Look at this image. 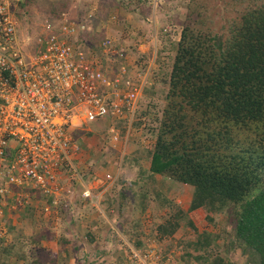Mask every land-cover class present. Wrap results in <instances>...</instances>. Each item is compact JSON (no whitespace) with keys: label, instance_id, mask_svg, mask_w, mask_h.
Listing matches in <instances>:
<instances>
[{"label":"rangeland","instance_id":"374dc122","mask_svg":"<svg viewBox=\"0 0 264 264\" xmlns=\"http://www.w3.org/2000/svg\"><path fill=\"white\" fill-rule=\"evenodd\" d=\"M102 1L22 0L16 4L19 22L17 33L22 38H34L44 32L47 21L56 27L67 20L82 18L88 11L97 15L101 9L97 16L103 20L108 18L109 11L118 14L120 24L108 21L105 22L106 26H101L99 20L94 21L96 29L89 33L94 38L87 34L84 43L99 44L104 36H114V44L124 56H104L106 65L113 71L125 66L128 74H134L138 69L143 71L146 66L152 64L151 74L155 72V77L161 78L156 81L155 77H150V87L144 90L140 101L139 112L146 115L144 119L147 124H142L136 129V117L129 130L126 123L117 121L116 134L110 132L112 120L108 117L76 125L75 133L82 135L78 140L82 147L81 162H77L80 171L90 175L89 184L94 193H97L100 186L107 192L98 204L89 202L86 205L82 202L84 206L78 204L77 193H74L72 198H68L73 213L46 211L44 200L36 199L32 200L37 208L34 216L27 215L29 210L24 206L16 209L18 215L10 211L1 215L0 240L4 239L5 246L9 247L7 251L15 254L8 259L3 258L4 248L0 245V257L3 260L0 264H13L16 261L29 264L28 261L41 255L48 261L53 252L61 254L57 264H121L120 258L124 259L127 254L126 243L141 241L148 245L157 241L159 248L165 250L164 255L172 256L180 264H186V260L190 258L188 255L191 256L189 264H211L213 261H219V258L230 264H250L251 259L243 253L242 245L235 238L233 229L236 222L231 213V206L224 211L215 212L206 207L193 210L190 207L193 186L179 187L172 178L152 174L149 170L152 143L155 142L149 127L157 128L155 118L162 114L166 106L164 96L167 93L168 80H163L162 77L170 78L183 30L187 27L195 31L200 30L202 35L207 37L216 33L231 34L228 18L236 11L225 12L221 6L223 0H204L205 7H202L201 0H176L174 4L168 3L159 8L154 17L142 9L133 10L129 6L121 8L115 1L114 4L111 0ZM249 1L253 8L264 7V0ZM104 2L107 3V8L103 7ZM147 14L152 17L151 21L146 20ZM112 32H117L120 36ZM117 133L118 138H115ZM112 177L116 179L113 182L110 181ZM113 191L117 195L120 192L121 196L109 202V194ZM170 220L175 227L178 226L173 233L163 234L160 228L168 226ZM28 221L34 233L24 235ZM107 224L114 232L105 234V240L110 241L111 248L104 242L101 243L105 235L98 233ZM9 225H15L18 233L9 231ZM42 228L49 232L51 238H44L38 250L29 251L28 259H19L16 251L22 250V246H17L18 236L25 237L27 243L36 248L38 243L31 242L30 236L36 234L35 230L39 233ZM202 233L209 235L211 243L208 253L202 251V254H206V260L196 258L199 253L195 245ZM108 234L110 236H107ZM71 236L76 241L86 243V249L75 251L74 245L68 241ZM13 242L15 244L10 245ZM104 245L108 247H103ZM62 248H65L64 252L61 251ZM104 251L106 253L103 254Z\"/></svg>","mask_w":264,"mask_h":264},{"label":"trees","instance_id":"16d2710c","mask_svg":"<svg viewBox=\"0 0 264 264\" xmlns=\"http://www.w3.org/2000/svg\"><path fill=\"white\" fill-rule=\"evenodd\" d=\"M223 1L225 12L236 11L228 18L231 34L207 37L187 27L179 40L170 78L162 77L168 80L166 106L155 118L157 128L149 127L155 138L149 170L172 178L179 187L193 186V210L206 207L215 212L231 206L236 222L233 231L243 253L251 259L250 264H264V7L253 8L249 0ZM201 3L205 7L204 0ZM155 78L158 81L161 77ZM141 115L139 112L134 123L136 129L147 124L146 115ZM76 131L74 136L79 140L82 135ZM109 196L111 202L121 193L113 191ZM37 198H42L40 193ZM47 203L52 210L59 209L52 200ZM26 207L27 215L34 216L35 201ZM3 209L4 215L8 211L18 215L17 210ZM172 220L160 228L163 234L176 230L178 225L175 227ZM8 230L15 232L16 228L9 225ZM30 237L38 243L36 248L21 235L16 239L17 246H22L16 251L19 259H28L29 251L38 250L51 235L42 228ZM209 240L208 234L199 236L195 245L198 260H206L202 251L210 249ZM132 243L144 246L142 241ZM0 245L3 258L14 256L15 252L7 251L4 239ZM126 248L128 251V245ZM60 255L53 252L48 260L51 263L42 255L28 262L57 264ZM188 257L186 264L191 262ZM120 262L125 264L123 257ZM211 264L230 263L219 258Z\"/></svg>","mask_w":264,"mask_h":264},{"label":"built area","instance_id":"2783aa9c","mask_svg":"<svg viewBox=\"0 0 264 264\" xmlns=\"http://www.w3.org/2000/svg\"><path fill=\"white\" fill-rule=\"evenodd\" d=\"M19 1L0 0V213L3 206L25 208L39 199L38 193L45 204L52 200L59 207L56 213H73L68 198L74 193L94 204L101 199L89 184L90 175L77 164L82 147L74 127L108 117L112 134L117 121L130 130L148 80L156 74H151L152 64L134 74L121 65L117 71L109 69L104 56H124L114 36H104L99 44L84 43L96 29L94 21L105 23L97 16L101 9L97 15L88 11L56 27L47 21L44 32L22 38L17 33ZM114 1L155 17L159 8L176 0ZM108 20L118 22V14L109 12ZM44 208L52 210L49 203ZM126 244L125 264H179L156 242L143 247Z\"/></svg>","mask_w":264,"mask_h":264},{"label":"crops","instance_id":"0c3cea01","mask_svg":"<svg viewBox=\"0 0 264 264\" xmlns=\"http://www.w3.org/2000/svg\"><path fill=\"white\" fill-rule=\"evenodd\" d=\"M112 33H115L116 34V36H120V34H118L117 32H112ZM96 191V190H95ZM97 192V194H99V196H100V198H102L103 196H104V194L107 192L106 191V189L105 188H103V186H100L99 188H98V190L96 191ZM77 199V201H78V204L80 203L81 205H82V202H85V204L87 205L88 203H89V201L88 200H86V199H84V198H82L80 195L76 198ZM91 203V202H90ZM90 205V204H89ZM82 206H84V205H82ZM0 216H1V214H0ZM2 217V216H1ZM0 225H2V224H0ZM15 226V225H14ZM113 227V226H112ZM114 227H115V225H114ZM15 228H16V226H15ZM116 230H118V229H115V231ZM16 231V233H18V230L16 229L15 230ZM34 230H32L31 229V224H29V221L27 222V227H26V231H24V235H28V234H32V233H34L33 232ZM36 232L35 233H38L37 232V230H35ZM41 232V231H40ZM109 232H112V228H110V226H108V224L105 226L104 225V228L101 230V231H99L98 233H100V234H103V235H105L106 233H109ZM112 233H114V232H112ZM19 234H22L21 232H19ZM110 234V233H109ZM107 235V236H110V235ZM71 235V234H70ZM105 237H106V235L105 236H103V241L101 242L102 244H103V242H104V244H106V245H108L109 246V248H111V245H110V241L109 240H105ZM68 241H69V244H73L74 245V247H73V249L76 251V250H78V249H86V243H84V242H81L80 240H75V238L73 237V236H71V238L70 239H68ZM76 241V242H75ZM132 243V242H131ZM108 246H103V247H108ZM125 250V249H124ZM104 253H106L105 251L103 252V254ZM70 254V253H69Z\"/></svg>","mask_w":264,"mask_h":264},{"label":"clouds","instance_id":"9594fccd","mask_svg":"<svg viewBox=\"0 0 264 264\" xmlns=\"http://www.w3.org/2000/svg\"><path fill=\"white\" fill-rule=\"evenodd\" d=\"M20 1H22V0H20ZM109 12H111V11H109ZM109 12L107 13L108 15L107 16H109ZM147 18V17H146ZM105 20V22H108L109 20H108V18H106V19H104ZM103 20V21H104ZM122 21H125V20H122ZM147 21H151V20H147ZM110 23H118V24H120V22L118 21V22H112V21H109ZM101 26H106V23L104 24V22H102V24H101ZM106 34V32L104 33V35ZM102 54V53H101ZM103 55V54H102ZM1 215H3V214H5V213H0ZM157 242V241H156ZM129 243H131V242H129ZM158 244V243H157ZM145 245V244H144ZM161 250H162V253L164 254V252H165V250L164 249H162L161 248ZM165 256H167L168 257V255H166L165 254ZM175 261H177V260H175ZM179 264H180V262L179 261H177Z\"/></svg>","mask_w":264,"mask_h":264}]
</instances>
